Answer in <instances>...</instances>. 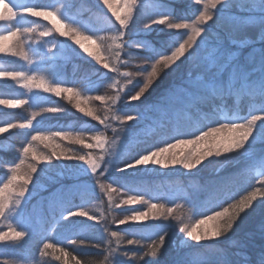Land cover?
<instances>
[{"label": "snow or ice", "instance_id": "6c2138e0", "mask_svg": "<svg viewBox=\"0 0 264 264\" xmlns=\"http://www.w3.org/2000/svg\"><path fill=\"white\" fill-rule=\"evenodd\" d=\"M122 2L123 15L114 7L113 0H100L115 18L114 21L109 18L110 27L102 30L106 33L102 36L90 22L66 17L59 9L0 0V22L11 25L7 32L0 34V54L31 64L32 56L38 55L39 49L26 48L25 41L28 34L37 32V27H24L16 22L25 17L42 18L52 26L40 30L39 37H67L72 41L75 54L90 70L84 79L71 82L57 78L62 75L60 70L51 75L39 70L0 71V78H10L27 93L52 94L66 100L81 117L103 126V131L100 128L40 127L38 117L63 115L69 109L61 105H39L35 103L38 97L23 94L0 98V106L5 109L33 108L30 118L0 122V141L12 135L11 130H28L19 145L18 162L14 158L9 169L11 175L0 186V218L9 221L6 227L0 228V243L19 244L31 235L26 225L21 226L24 224L21 214L23 204L30 202L34 191L40 198V211L57 225L64 224L72 229L77 224L75 218L98 220L95 213L87 210L97 187L107 194L109 206L116 203L112 193L118 189L133 190L125 184L113 187L118 183L112 178L116 173L125 174L124 179H135L142 172L176 166L191 173L199 171L206 160L215 158L222 159L226 166L219 175L202 181L191 194L192 208L198 216L195 222L185 223L177 218L178 245L183 247L171 264H264V242L256 251L249 250L240 240L232 241L229 247L222 246L224 241L231 239L239 221L256 211L257 204L264 213V178L252 176L256 183L250 190L238 197L231 193L232 186L245 177V169L249 167V164L234 166L237 158L250 163L258 161L259 167L264 169V0H194L196 5H202L194 18L178 16L167 0H153V10L142 28L138 27L137 15L143 0ZM253 30L255 36H249L248 32ZM161 33L173 37L163 51L158 43ZM41 42L37 40V44ZM122 68L131 70L122 72ZM169 72L177 73L179 82L165 88L150 104H145L153 86ZM105 86L113 90V94L93 95ZM242 100L251 102V111L246 115L236 114L239 105L231 103ZM93 101L104 102L103 115L90 105ZM131 102H139L143 109L125 111L121 115L119 106L122 103L131 105ZM229 111L234 114L228 115ZM146 120H157L163 128H172L176 134L135 154L116 151V139L124 142L138 136L139 129H130L128 123ZM193 122L199 127L191 130ZM113 124L117 126L112 127ZM109 127L116 139L110 140L105 135ZM58 140L71 141L89 151L77 153L71 148H61ZM36 142L50 151H37ZM256 145L262 146L259 155L254 151ZM94 148L101 150L99 156L93 155ZM68 161L77 163H66ZM54 167L61 171L46 176L49 183L38 185L39 173ZM258 176L264 177V171ZM120 204L147 207L146 210H132L115 221L118 225L147 221L157 218L158 214L173 212V208L153 203L141 192L128 195L116 207ZM17 218L20 223H15ZM103 231L108 232V228L104 227ZM261 236L264 237V231ZM110 237L117 243L114 248L112 239L106 241L105 264L109 257L114 258V264H122L117 258L120 255L119 231H111ZM166 239L167 233L159 235L148 246L139 257L143 264H160ZM139 243V240H127L129 245ZM65 245L79 247L84 246L85 241L73 236L66 239ZM57 252L60 255H55ZM39 255H54L56 261L63 260L64 264H69L66 258L70 257L75 264H81L66 246L47 240ZM123 255L128 253L125 251ZM133 256L139 254L133 253ZM0 264L10 262L0 259Z\"/></svg>", "mask_w": 264, "mask_h": 264}, {"label": "trees", "instance_id": "16d2710c", "mask_svg": "<svg viewBox=\"0 0 264 264\" xmlns=\"http://www.w3.org/2000/svg\"><path fill=\"white\" fill-rule=\"evenodd\" d=\"M65 2L68 4V16L77 19L82 22H91L96 31H101V24L94 23L93 17H99L103 19L107 25L109 24L110 16L103 14L101 10L93 3L91 0H28L27 5H42L52 7L55 3ZM167 2L175 8L178 16H184L186 18H194L198 14V10H202V5H196L194 0H167ZM153 10V0H143L142 7L139 14L137 15L138 27L143 26V22L147 20L148 16ZM26 23L24 27L36 26L38 31L40 27H48L50 25L49 21H44L42 18H32L26 17ZM111 20L114 21L113 18ZM219 23V22H218ZM40 25V26H39ZM100 33V32H99ZM249 36H255V31H249ZM41 40V45L48 48L47 52L40 49L37 55L38 61L35 65L27 68L29 72L33 70H39L45 75H51L54 71L60 70L62 75L57 77L60 79L67 80L69 82L74 80H82L89 75L90 70L86 67L85 62L81 60L77 55L70 54L67 59L58 60H48L50 56H45L48 53L50 45H54L62 42L61 38L50 39L53 41L50 45L39 38L37 32L28 34L27 40L25 41V46L27 48L28 41L32 44L35 43L34 38ZM173 37H169L163 33L160 34L158 38V43L161 45V50H166L167 45L170 44ZM56 42V43H55ZM5 66V71H20L24 61L18 59L12 61H3ZM26 70V71H27ZM131 69H121V71H130ZM94 79V77H93ZM120 79V78H118ZM179 77L177 73L169 72L167 75L161 77V79L153 86L151 94L148 95V99L144 102L145 104H150L152 101L156 100L163 90L169 87L173 83H178ZM121 83L123 81L121 80ZM29 95L26 90H18L17 88H6L0 85V98H10L16 97L15 95ZM113 90L108 89L106 86L101 88L99 92H94L93 95H111ZM30 97H38L35 103L43 106L61 105L69 109L68 113L60 114H46V116L41 119L40 127H63L65 129H82V128H100L103 131V126L97 121H93L88 117H81V114L73 109L71 105L68 104L66 100L57 98L52 94H44L40 92L30 93ZM233 104L239 105L238 115H246L251 111V102L248 100L242 101H232ZM90 105L95 108L99 114H104V102L93 101ZM120 107V114L123 115L125 111L133 112L143 109V105L139 102H131V105H125L122 103ZM33 108L24 107L17 108L14 110L7 109L6 111H0V122L9 120H24L30 118V114ZM232 111L228 112V115H233ZM54 116L56 118H54ZM117 125L113 124L112 127ZM112 127H109L105 135L110 139H116L115 134L112 131ZM128 127L132 130L139 129L138 136L136 138H129L127 141L121 142L116 139L115 149L121 154L125 152H131L135 154L141 151L143 148L148 147L153 143L159 142L161 139L169 138L176 134L175 130L172 128L165 129L161 126V123L157 120L150 121H132L128 123ZM199 127V124L193 122L190 126L191 130ZM12 135H9L6 140L0 141V148L3 152L0 153V186L7 182V177L11 175L10 167L11 163L15 158V162H18V149L22 141L25 140V130H11ZM61 148L68 149L71 148L75 152L79 153L82 151H89L83 149L82 145L72 143L71 141H57ZM94 143V142H93ZM35 147L37 151L48 152L49 149H44L43 145L36 142ZM260 145H256L254 151L259 155L261 151ZM93 155L99 156L101 150L94 148L91 150ZM59 164V162H55ZM66 163L73 164L77 163L75 161H68ZM242 164H249V167L245 169V177L235 183L231 188L232 195L240 196L250 190L252 184L256 183V180L251 179L252 176H257V179L264 178L259 177L258 173L264 171L259 167L258 161L249 162L241 158H237L234 162V166H241ZM225 163L223 160H216L211 158L210 161L206 160L200 167L199 171L193 170L191 173L182 172L179 166L174 169H158L148 173H139L135 179H124L125 174L116 173L112 177L117 180V184H113V187H117L118 184H125L132 188V191H125L124 189H118L117 192L112 193L114 197H121L126 199L128 195L135 194L136 192H141L146 199H151L153 203H164L166 207L173 208L171 214L164 213L163 215H157V218L145 221L142 226H136V224L129 223L128 225H118L115 221L123 219L125 215L130 214L132 210H146V205L133 204L132 206H126L122 208H116L114 205L109 206L108 201L104 194L97 187L90 197V203L87 204V210L92 212L91 207H95L97 204L101 206L102 215L101 217L97 215L98 222L108 226V235L110 236L111 231H119L120 233V261L122 264H143V260L139 259L142 257L144 252L148 250V246L152 244L153 241L158 239L159 235L167 233L166 239V249L163 255L159 258L160 264H171V261L176 258L180 247H178V217L183 219L185 223H194L198 218L194 214L192 208V193L196 191L199 184L213 176L219 175L225 168ZM43 168V165L40 166ZM61 171L60 168H48L45 172H40L38 175L37 183L38 185H44L49 183L46 178L55 175L57 172ZM107 184V181H106ZM99 191L98 192L96 191ZM259 199V197H258ZM29 203L23 204L24 211L21 214L24 217V224L31 232V235L24 239L19 244L3 245L0 243V259H8L10 264H64V261H56L54 255L40 256L39 250L42 247L43 242H53L61 246H66L67 251L72 254L76 259L80 260L81 264H105V257L108 253L105 251L107 238H89L84 236L87 230L81 231L82 224L75 225L72 229H68L64 226V229L57 230L58 226L55 221L48 215L40 211V198L36 196V192H33V197H29ZM36 212H39V216H34ZM96 214V212H95ZM151 220V221H150ZM9 221L0 218V228L6 227ZM82 223V221H77V223ZM15 223H20L19 218ZM117 224V226H114ZM81 226V227H80ZM98 227V225L96 224ZM154 226H158L155 230H152ZM150 230L149 233L145 231ZM154 231V232H153ZM264 231V213H262L260 206L256 205V211L250 212L248 215L244 216L241 221H239L238 226L235 228L234 233L230 240L223 242V247H229L232 241L240 240L247 244L248 249L251 251H256L259 249L262 242H264V237L261 236V232ZM77 236L85 241L84 246H71L65 245V241L68 238ZM128 239L139 240L138 245L127 244ZM113 243H117L115 238H112ZM100 245L95 247L93 245ZM51 251V250H49ZM128 255H123L124 252ZM133 253H138V257H134ZM55 255H60V253H55ZM69 264H75L70 257ZM112 259V258H111ZM110 258H108L107 264L111 263ZM144 259H154L151 257H144Z\"/></svg>", "mask_w": 264, "mask_h": 264}, {"label": "rangeland", "instance_id": "374dc122", "mask_svg": "<svg viewBox=\"0 0 264 264\" xmlns=\"http://www.w3.org/2000/svg\"><path fill=\"white\" fill-rule=\"evenodd\" d=\"M93 3H95V5L101 10V12L103 13V14H106V15H108V16H110L111 18H113L114 20H115V18L114 17H112V15H111V12H110V10H108L107 9V7L106 6H104V5H102L101 3H100V0H91ZM13 2L14 3H17V4H19V5H27V2H28V0H13ZM113 5H114V7H116L120 12H121V15H123V8H124V5H123V2H122V0H113ZM52 8H56V9H59L60 10V12L64 15V16H66V17H69L68 16V9H69V6H68V4H66L64 1L63 2H58V3H55L54 5H52ZM27 19H26V17L24 18V19H21V20H19V21H17L16 23H18L19 25H21V26H25V25H27V21H26ZM92 20L93 21H95L94 23H96V24H101L100 26H101V31H99L100 33V35H106V33L104 32V31H102L103 29H107L108 27H110V25H107V23H105L104 21H103V19H101V18H99V17H93L92 18ZM90 25H92V23L90 22ZM40 26V25H39ZM52 25H51V23H50V25L48 26V27H40L39 29L40 30H46L47 28H49V27H51ZM11 27V25H9V24H7V23H3V22H0V34H3V33H5V32H7L8 30H9V28ZM38 29V28H37ZM39 30V31H40ZM39 31L37 30V35H38V37H39ZM40 38V37H39ZM48 38H50V39H53V41H54V39L56 38V39H58L59 40V38H61V40H62V42L60 41V43H57V44H54L55 45V47H53V45H50L51 43H53V41H47L48 40ZM36 37L34 38V40L33 41H35V43L34 44H32L31 43V41H28V46H31L32 48H38L39 49V51H40V49L42 50V51H44V52H47V50H48V48L47 47H45L44 45H41V43L40 44H37V42H36ZM27 40V39H26ZM42 40H44V41H46L49 45H50V48H49V50H51V51H48V55L50 56V59H48V60H58V59H61V60H63V59H67L68 58V56L70 55V54H75V52L73 51V44H72V41H70L67 37H59L58 35H56L55 37H52V36H50V37H45V38H42ZM56 43V42H55ZM27 46V47H28ZM31 54V53H30ZM75 56H76V54H75ZM38 57H37V55H35V56H32V63L31 64H29L27 61H24V60H22V59H20V58H18V57H11L10 55H5V54H0V71H5V66L3 65V61H14V60H16V59H18V60H20L21 62L22 61H24V63H23V65H22V68H20V71H26L27 70V68H30V66H31V68H32V66H34L35 65V62H37L38 61V59H37ZM28 71V70H27ZM29 72V71H28ZM0 85H2V86H5L6 88H17L18 90H21V91H23V89H20L19 88V86L18 85H16L15 84V82L14 81H12L10 78H0ZM16 97H18V95H15ZM29 97H30V93H29V95H28ZM6 111L7 109H5V108H3V106H0V111ZM10 110H14V109H10ZM182 148H183V146H181ZM190 147V146H189ZM186 150V149H185ZM177 151H179V149H177ZM151 167V166H150ZM179 169H181V170H183L182 172H186L187 173V171L186 170H184V169H182L181 167H179ZM150 172H152V171H150ZM97 192H98V194H99V191L98 190H96ZM104 194V196L106 197V199H107V201H108V196H107V194H105V193H103ZM100 195V194H99ZM124 198H121V197H114V200H115V202L116 203H114L113 205L116 207V204H118V203H120V201L121 200H123ZM133 205V204H132ZM132 205H127V204H120V206L119 207H116L117 209L118 208H122V207H126V206H132ZM102 208H101V206L99 205V204H97L95 207H91V210H92V212L93 213H95L96 212V215H98V216H100L101 217V215H102V210H101ZM37 210H35V214H33V217L34 216H39L40 215V213L39 212H36ZM77 221H82V223H77L76 225H78V224H82L81 226H83L82 228H81V231H83V230H87L85 233H84V236H87V237H89V238H97V237H99V238H103V237H106L107 238V240L108 239H112L109 235H108V233L107 232H104L103 231V228L104 227H106V225H104V224H102L101 222L99 223L98 222V220L97 221H92V220H87V218H83V217H81V218H75ZM151 221V220H150ZM129 223H131V224H136V226H142L144 223H145V221H139V222H129ZM96 224L98 225V227L96 226ZM65 225L64 224H61V225H58L57 227H56V229L57 230H61V229H64L65 227H64ZM80 226V227H81ZM114 226H117V224H115ZM107 228H108V226H107ZM158 228V226H154V228L152 229V230H156ZM149 231L150 230H147V231H145V233H149ZM150 232H152V231H150ZM154 232V231H153ZM112 246L115 248L116 247V243H113V240H112ZM178 247H180V248H182L183 247V245H178ZM110 259L112 258V257H109ZM118 259H120V255L117 257ZM111 263H109V264H114V258H112L111 260Z\"/></svg>", "mask_w": 264, "mask_h": 264}]
</instances>
